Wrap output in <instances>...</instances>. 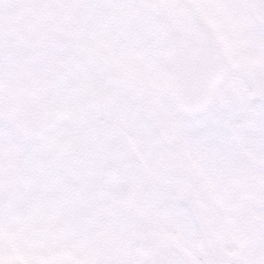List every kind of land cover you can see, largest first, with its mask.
Instances as JSON below:
<instances>
[{
    "label": "clouds",
    "instance_id": "1",
    "mask_svg": "<svg viewBox=\"0 0 264 264\" xmlns=\"http://www.w3.org/2000/svg\"><path fill=\"white\" fill-rule=\"evenodd\" d=\"M0 264H264V0H0Z\"/></svg>",
    "mask_w": 264,
    "mask_h": 264
}]
</instances>
